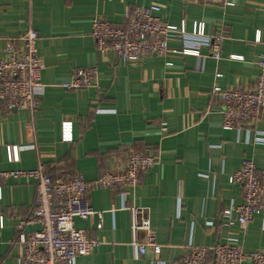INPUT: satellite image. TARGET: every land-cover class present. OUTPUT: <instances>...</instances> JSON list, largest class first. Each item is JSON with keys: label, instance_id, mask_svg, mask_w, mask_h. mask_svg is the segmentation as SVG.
Returning <instances> with one entry per match:
<instances>
[{"label": "crops", "instance_id": "obj_1", "mask_svg": "<svg viewBox=\"0 0 264 264\" xmlns=\"http://www.w3.org/2000/svg\"><path fill=\"white\" fill-rule=\"evenodd\" d=\"M232 1L231 6L216 7L182 0H0V48L7 38L32 28L44 63L36 111H6L0 106V170L41 164L52 177L72 171L93 180L112 170L115 156L128 150L157 155L158 161L140 175L130 196L109 188L88 193L93 209L102 212V227L96 228L95 215L77 218L74 225L100 244L75 264H179L190 245L229 240L244 252L264 250V212L243 227L234 215L232 224L220 222L223 209L242 201V187L230 184L229 175L244 159L264 170V108L240 131L225 129L222 103L210 93L215 82L233 87L237 79L240 88L251 90L259 73L264 0ZM141 3L161 5L164 19L171 24L184 19L187 31L194 21H202L204 36L186 34L168 42L170 48L196 49L199 55L169 53L132 64L115 54H99L90 36L92 18L102 16L119 25L124 11ZM214 34L222 37L218 60L211 56ZM231 54L243 57L230 59ZM85 67L99 72L97 87L74 91L57 85ZM65 120L72 122L71 141L61 140ZM12 145H17L18 161ZM0 187V264H17L13 240L20 220L33 208L36 181L0 178ZM132 204L148 208L159 253L134 257L125 209ZM38 228L28 223L22 229L31 233Z\"/></svg>", "mask_w": 264, "mask_h": 264}, {"label": "built area", "instance_id": "obj_2", "mask_svg": "<svg viewBox=\"0 0 264 264\" xmlns=\"http://www.w3.org/2000/svg\"><path fill=\"white\" fill-rule=\"evenodd\" d=\"M183 4L195 3L201 6L226 7L232 0H182ZM159 4H133L123 13V22L114 25L102 16L91 20L90 36L99 54L108 57L115 54L124 63H142L152 57L171 54L199 55L191 48H170V40H181L184 35L204 36V23L194 21L191 31H187L184 19L179 24L168 23L163 17ZM38 33L28 28L19 36L9 37L0 48V106L6 111L28 110L34 112L40 105L43 60L37 44ZM221 35L210 36L211 56L221 58ZM254 41H260L257 33ZM242 55L231 54L230 59H242ZM259 73L255 87L251 90L240 88L238 79L233 87H222L217 82L212 85L211 96L222 103V126L240 131L244 123L258 117L264 108V49L257 62ZM221 73L216 72L215 78ZM100 74L95 67L75 69L69 78L57 83L67 90L80 91L97 87ZM163 129L166 123L162 122ZM72 122H61V140L71 141ZM13 159L18 161L17 145H12ZM158 161L157 155L138 150H128L115 156L113 169L102 172L93 180H86L80 172L65 171L52 177L39 164L32 169L0 170V178L17 177L34 179L36 194L30 214L17 225V237L13 244L17 248V264H75L77 258L90 254L99 246L100 240L91 237L83 229L76 228L75 219L86 220L97 217L96 228L102 227V212L94 210L88 193L93 188H109L130 196L139 185V178ZM206 177L204 173L199 174ZM230 184L242 187V201L230 204L220 214V222L228 226L234 215L243 227L255 215L264 212V170H259L251 159H244L241 167L229 175ZM1 195V187H0ZM129 212L130 242L134 257L148 251L159 253L161 247L154 240L151 221L146 210L139 205L125 207ZM36 223L39 228L25 233L23 226ZM0 217V227H2ZM144 233L141 241L140 233ZM190 251L179 264H264V250L244 252L234 241L216 242L210 246L190 245Z\"/></svg>", "mask_w": 264, "mask_h": 264}]
</instances>
